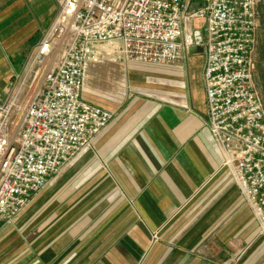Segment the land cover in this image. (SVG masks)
Segmentation results:
<instances>
[{
  "label": "crops",
  "instance_id": "1",
  "mask_svg": "<svg viewBox=\"0 0 264 264\" xmlns=\"http://www.w3.org/2000/svg\"><path fill=\"white\" fill-rule=\"evenodd\" d=\"M58 10V0H0V97L21 89L22 110L28 63ZM204 66L189 50L172 64L87 62L82 98L113 119L18 230L2 228L0 264H264L259 224L207 126Z\"/></svg>",
  "mask_w": 264,
  "mask_h": 264
},
{
  "label": "built area",
  "instance_id": "2",
  "mask_svg": "<svg viewBox=\"0 0 264 264\" xmlns=\"http://www.w3.org/2000/svg\"><path fill=\"white\" fill-rule=\"evenodd\" d=\"M58 1L27 66L33 87L27 107L19 104L21 89L0 97V231L113 119L82 98L87 62L113 55L179 63L198 46L205 55L207 126L264 237V101L254 78L262 0ZM56 51L60 60L42 73Z\"/></svg>",
  "mask_w": 264,
  "mask_h": 264
},
{
  "label": "rangeland",
  "instance_id": "3",
  "mask_svg": "<svg viewBox=\"0 0 264 264\" xmlns=\"http://www.w3.org/2000/svg\"><path fill=\"white\" fill-rule=\"evenodd\" d=\"M258 11H259V27H258V36H257V46L255 52L254 78L264 101V0H262ZM16 220L12 224L5 225L4 227L8 226L9 228L14 229L16 226Z\"/></svg>",
  "mask_w": 264,
  "mask_h": 264
},
{
  "label": "water",
  "instance_id": "4",
  "mask_svg": "<svg viewBox=\"0 0 264 264\" xmlns=\"http://www.w3.org/2000/svg\"><path fill=\"white\" fill-rule=\"evenodd\" d=\"M200 3H197L195 6H192V7H195V8H198L200 7ZM198 52H203L202 48L198 47V46H193L191 48H189V53L193 54V53H198Z\"/></svg>",
  "mask_w": 264,
  "mask_h": 264
}]
</instances>
